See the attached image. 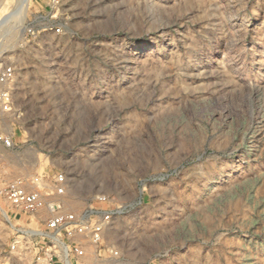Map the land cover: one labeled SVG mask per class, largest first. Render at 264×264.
<instances>
[{"label": "rangeland", "instance_id": "rangeland-1", "mask_svg": "<svg viewBox=\"0 0 264 264\" xmlns=\"http://www.w3.org/2000/svg\"><path fill=\"white\" fill-rule=\"evenodd\" d=\"M35 16L58 30L28 42ZM6 18L2 183L68 185H41L38 219L0 198V264H50L53 210L120 211L87 264H264V0H0Z\"/></svg>", "mask_w": 264, "mask_h": 264}, {"label": "built area", "instance_id": "built-area-1", "mask_svg": "<svg viewBox=\"0 0 264 264\" xmlns=\"http://www.w3.org/2000/svg\"><path fill=\"white\" fill-rule=\"evenodd\" d=\"M20 5V4H19ZM19 6L15 12L20 13ZM37 16V15H36ZM34 17L25 28V38L28 42H35L42 32L58 30L50 26L51 23L42 18ZM3 19V25L9 21ZM0 55V153L15 151V132L9 125V116L14 109V93L18 88V82L23 74L13 64L4 62ZM53 185L55 194L64 195L67 191L68 179L64 172L54 176V182L43 181L41 177L23 174L12 181L2 183L0 177V198L5 201L11 210L15 211V217H27L38 219L43 217L45 208L43 196L47 193L41 190L43 187ZM49 206V205H48ZM59 206L57 205V208ZM50 208H53L50 206ZM120 211L97 212L89 215L86 211H55L49 214V222L45 231V242L50 244L48 250H44L50 264H87V243L92 241L103 242L105 231L111 227L115 218H119ZM109 251L118 255L115 249Z\"/></svg>", "mask_w": 264, "mask_h": 264}, {"label": "bare ground", "instance_id": "bare-ground-1", "mask_svg": "<svg viewBox=\"0 0 264 264\" xmlns=\"http://www.w3.org/2000/svg\"><path fill=\"white\" fill-rule=\"evenodd\" d=\"M20 6V5H19ZM159 48L161 47L160 44L157 45ZM141 47H144V45L142 43H137L136 44V50L134 52V54H137L138 53V50L141 48ZM147 47V46H146ZM142 49V48H141ZM144 50V49H143ZM158 51V50H157ZM140 52V51H139Z\"/></svg>", "mask_w": 264, "mask_h": 264}]
</instances>
